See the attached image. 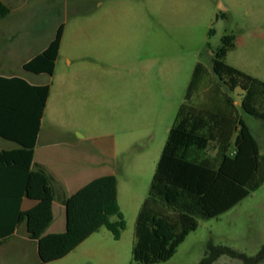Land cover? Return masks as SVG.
<instances>
[{"label": "rangeland", "instance_id": "374dc122", "mask_svg": "<svg viewBox=\"0 0 264 264\" xmlns=\"http://www.w3.org/2000/svg\"><path fill=\"white\" fill-rule=\"evenodd\" d=\"M10 8L0 19V45L2 37H15L0 47V74L50 85L43 135L52 132L53 142L69 138L115 174L125 229L115 240L101 227L64 258L42 263L21 227L0 248V264H139L132 257L137 214L196 64L208 72L201 100L215 81L214 53L224 36H233L225 63L264 82V0H15ZM60 23L65 30L54 73L23 71L21 64ZM228 94L241 101L240 89ZM237 109L264 154V121ZM209 242L258 254L264 183L217 218L199 220L175 254L156 264H199ZM213 264L242 263L222 255Z\"/></svg>", "mask_w": 264, "mask_h": 264}, {"label": "trees", "instance_id": "16d2710c", "mask_svg": "<svg viewBox=\"0 0 264 264\" xmlns=\"http://www.w3.org/2000/svg\"><path fill=\"white\" fill-rule=\"evenodd\" d=\"M10 9L0 0V19ZM63 24L47 47L23 64L26 72H54ZM234 47V37L224 36L212 59L215 76L199 99L208 72L196 64L184 101L179 106L163 147L149 192L137 214L132 257L139 264L169 260L199 220L217 218L232 209L264 183V155L244 123L228 93L241 91L239 108L264 121V82L229 66L225 58ZM50 86H30L21 78L0 76V138L19 148L1 153L0 162L12 179L11 232L25 223L27 236L37 244L42 263L64 258L84 240L105 227L115 240L125 229L117 202V180L113 175L93 179L63 200L65 231L46 234L53 221L52 179L41 166L31 170L40 121ZM263 107L261 110L260 107ZM233 145V146H232ZM231 146L233 152L230 151ZM35 201L23 211L22 198ZM111 217L117 220L112 222ZM242 264H263L264 245L249 257L231 248L207 243L199 264H213L220 256Z\"/></svg>", "mask_w": 264, "mask_h": 264}, {"label": "crops", "instance_id": "0c3cea01", "mask_svg": "<svg viewBox=\"0 0 264 264\" xmlns=\"http://www.w3.org/2000/svg\"><path fill=\"white\" fill-rule=\"evenodd\" d=\"M1 1L5 5L8 6V8L10 9V13H11L10 6L15 3V0H1ZM60 24H63V23H60ZM64 30L65 28L63 24L62 39L60 42L58 56L55 61L54 71L56 68L57 61L61 54L62 43H63V38H64ZM14 37L15 36L7 37V38L2 37L1 41L5 43L1 44L0 47H5L8 44L11 45L14 40ZM53 37L49 39L44 45H42L40 49L34 55H32L29 59H27L21 64V68L23 71H25L23 69V64L28 62L30 59H32L37 54L41 53L47 47V45L50 43ZM27 73L32 74L35 77L46 75V74L38 75V74L30 73V72H27ZM0 76L4 78H12V77L21 78L26 83H28L30 86L48 85V84L29 81L25 77H21V76L4 75V74H0ZM234 105L238 108V106H240V101L234 100ZM43 117H44V112H43V115L40 121V129H39L36 144L34 147L31 170L34 171L36 170L37 166H41L46 172V174L52 179V186H53L54 194H55L54 201L52 203L53 221L50 224V226L46 229L45 233L46 234H57V233H63L65 231V207L63 205V200L71 196L75 192H77L80 188H82L84 185H86L93 179L101 177V176H105V175L115 176V174L112 173L110 170L102 168L99 162H96V161L92 162L91 157L84 150L75 149L74 146L72 145L73 142H70L69 138L66 140V142L64 141L53 142L49 140L48 138L51 137L49 136V134H51L52 132H49L47 135H43L42 133L41 127H42ZM6 142L10 144L12 143L13 145H10V144L6 145L5 144ZM232 146L230 149L231 152H233ZM18 148L19 146L16 143L0 138V160H1L2 152L12 151ZM260 154H263V153L260 151ZM8 167L0 162V234L2 235L9 234L11 232L10 217H11L12 181L15 179H12V177L10 176ZM118 197L119 195H118V183H117V202H118ZM34 204H35V201L28 200L25 197H23L22 203H21V210L25 211L31 208ZM57 216H58V219H57ZM21 227L24 228L25 239L30 240L27 236L26 225L25 223H22L14 229V233L12 235L7 237L6 239L0 240V248H2L5 244H7L11 240V238L17 234L18 230ZM35 246H36V252H37L36 242H35Z\"/></svg>", "mask_w": 264, "mask_h": 264}]
</instances>
